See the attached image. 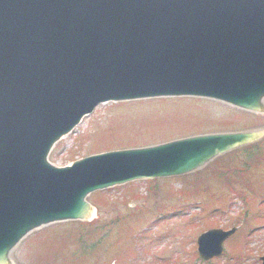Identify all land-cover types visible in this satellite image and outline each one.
<instances>
[{
	"label": "water",
	"instance_id": "95a60500",
	"mask_svg": "<svg viewBox=\"0 0 264 264\" xmlns=\"http://www.w3.org/2000/svg\"><path fill=\"white\" fill-rule=\"evenodd\" d=\"M177 95L264 114V0H0V264H19L39 228L92 220L97 189L189 174L264 138L260 127L50 161L98 102ZM234 230L199 235L201 256Z\"/></svg>",
	"mask_w": 264,
	"mask_h": 264
},
{
	"label": "rangeland",
	"instance_id": "374dc122",
	"mask_svg": "<svg viewBox=\"0 0 264 264\" xmlns=\"http://www.w3.org/2000/svg\"><path fill=\"white\" fill-rule=\"evenodd\" d=\"M260 126L264 127V116L193 98L109 103L99 105L84 118L54 148L51 158L63 165L104 149L152 144L204 131ZM260 153L264 154V142L255 152L227 154L184 178L141 180L133 186L107 189L104 197L100 192L93 193L90 200L97 206L92 219L95 226L66 223L39 228L22 241L14 256L19 264H65V258L79 259L73 264H261L264 159L259 158L248 169L247 181L235 171ZM227 176L231 185L226 183ZM238 191L246 193L248 205L237 197ZM134 201L135 207H129ZM233 226L237 230L224 242L225 254L208 261L196 255V240L202 231ZM81 229L92 233L82 236V244L65 242L63 249L58 236L72 231L77 234ZM233 247L244 248L243 254L238 255L239 260L229 261ZM55 251L61 252L57 259ZM50 258L57 261L51 262Z\"/></svg>",
	"mask_w": 264,
	"mask_h": 264
},
{
	"label": "trees",
	"instance_id": "16d2710c",
	"mask_svg": "<svg viewBox=\"0 0 264 264\" xmlns=\"http://www.w3.org/2000/svg\"><path fill=\"white\" fill-rule=\"evenodd\" d=\"M93 225H94V222H92V223H90V224H81V226L83 227H86V226H90V227H93ZM91 229V228H90ZM85 230V229H84ZM73 232V231H72ZM82 232V231H81ZM84 233V234H83ZM81 235H79L78 233L77 234H75V233H69L68 235L66 234V235H61V236H59L60 238L58 239L59 241H61V245L64 247L65 245H66V243L65 242H67L66 240H68V242L70 241V240H72V242H78V243H80L81 241H82V236L83 235H85L86 233H92V231H85V232H83ZM79 235V236H78ZM83 243V242H82ZM235 254V253H234ZM238 254L239 253H237V254H235L234 255V257L235 258H237L238 257ZM48 256V255H47Z\"/></svg>",
	"mask_w": 264,
	"mask_h": 264
}]
</instances>
